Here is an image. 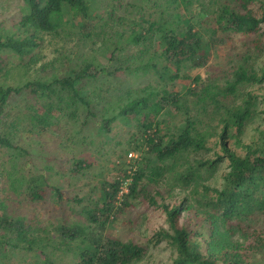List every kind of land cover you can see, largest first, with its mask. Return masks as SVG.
<instances>
[{
	"label": "trees",
	"instance_id": "1",
	"mask_svg": "<svg viewBox=\"0 0 264 264\" xmlns=\"http://www.w3.org/2000/svg\"><path fill=\"white\" fill-rule=\"evenodd\" d=\"M22 3V16L15 25L17 32H0V72L5 63L3 53L20 59L30 56L44 36L65 31L71 20L72 27L84 38H92L98 31L90 0H22ZM194 4L195 0H171L161 9L158 18L147 17L146 12L140 18H120L128 33H124V43L116 42L112 50L113 56L122 53L120 59L124 61L116 70H131L137 74L141 71L144 76L151 73L154 78L175 81L188 66L206 67L212 60L213 50L231 39V35H257L249 59L264 52V0H219L213 2V11L205 19L192 12ZM137 47L138 53L125 54ZM108 74H113L109 67H96L85 60L51 81H33L22 88L0 84V149L11 152L16 158L30 156L27 149L15 144L11 133H3L15 95L33 94L40 106L31 116L32 125L42 133L57 125L53 119L78 121L81 114L85 120L95 119L91 100L83 95L84 83ZM230 79L221 86L217 82L204 84L197 77L195 87L178 91L162 89L160 97L159 91L147 90L149 86L138 89L135 90L137 98H132L117 115L95 121L100 132L110 133L112 124L119 118L135 116L139 121L140 138L149 153L154 154L155 164L150 177L145 168L134 172L129 192L123 195L121 202L118 196L123 183L105 185L103 206L87 210L89 226L66 222L60 225L56 232L61 237L60 244L73 243L81 248L73 264H135L144 259L146 244L120 240L107 232V224L117 219L145 178L150 185L166 182L181 191L190 189L196 195L190 206L182 202L170 207L152 200L154 206L163 208L170 226L169 231L162 230L156 237L159 242L166 240L173 248L172 264H259L258 258L250 260V256H264V131L260 138L243 145L242 154L231 148L230 141L234 139L233 144L239 147L247 124L256 114L257 101L264 102V95L239 90L263 85L264 69L244 63ZM209 108L219 120L217 126L205 134L199 129L200 114H206ZM163 110L169 115L176 112L181 120V127L175 133L161 135L162 122L157 121V117ZM212 146L220 148L215 159L192 158L194 154L214 151ZM83 163L74 160L73 171L80 172ZM223 163L228 166L221 186H204L202 192L198 191V181L214 177ZM16 181L12 184L14 191H18ZM23 181L32 202L38 205L45 202L50 192L63 202L60 189L48 185L45 173L37 180ZM184 212L190 213L191 223L179 227ZM33 226L32 220L3 213L0 215V246L11 245L17 252L37 250L33 247L35 241L30 239ZM45 261V264H56L48 255Z\"/></svg>",
	"mask_w": 264,
	"mask_h": 264
},
{
	"label": "rangeland",
	"instance_id": "2",
	"mask_svg": "<svg viewBox=\"0 0 264 264\" xmlns=\"http://www.w3.org/2000/svg\"><path fill=\"white\" fill-rule=\"evenodd\" d=\"M90 1L95 21L98 22V31L92 38L82 37L72 27L71 20L70 27L65 31L44 36L32 55L23 59L15 55H1L5 63L1 66L0 84L14 88H22L26 83L33 81H51L54 77H62L85 60L96 67H109V72L113 74L84 83L83 95L91 100L95 119L85 120L82 114L78 121L53 119L52 122H58L57 125L42 133L32 125L31 116L35 115L34 110L40 106L33 94L26 92L14 96L7 112V118H10L6 120L8 126L3 133H11L15 144L27 149L30 156L26 159L16 158L12 157L11 152L0 149V215L6 213L32 220L34 226L30 239L35 241L36 245L33 247L37 250L17 252L11 245H1L0 264H45L47 255L56 264H73L77 261L81 248L73 243L60 244L61 237L56 233L60 225L66 222L89 226L87 210L103 206L105 185L118 181L123 183L122 189L126 191L119 193L118 200L121 202L123 195L129 192L128 186L132 183L133 174L137 169L145 168L147 175L153 172L154 154H150L147 145L143 144L139 121L135 116L119 118L112 124L110 133L100 132L95 123L117 115L132 98H137L135 90L149 86L147 90L159 91L160 97L162 89L178 91L195 87L197 77L199 82L204 84L217 82L223 86L225 80L233 79V73L244 63L258 70L264 69V52L258 57L253 55L248 58L249 53L254 51L253 41L257 35H231V39H227L224 44L213 50L212 60L206 67L188 66L179 73L175 81L168 78L160 80L154 78L151 73L144 76L141 71L137 74L131 70H116L124 61L120 59L122 53L113 56L112 50L116 42L124 43V33L128 31L120 18H140L143 12L149 13V18H158L161 9L171 0ZM217 1L219 0H195L192 12L199 14L200 19H205L213 11V2ZM22 6V0H0V32L11 34L17 30L15 25L22 16ZM138 50L137 47L125 54H135ZM239 90L264 95V84L247 89L240 87ZM200 118L199 129L205 134L214 129L219 120L212 108H209L206 114H200ZM157 121L162 122L159 126L161 135L175 133L181 127V120L176 112L169 115L163 110ZM263 131L264 102L257 101L256 114L247 124L241 136V144L236 146L233 139L230 146L242 154L243 145L260 138ZM164 138L168 140L166 136ZM212 148L214 151L194 154L192 158L215 159V153H219L220 148ZM74 160L84 161L80 172L73 171ZM227 166V163L221 164L214 177H209L205 182L198 181V191L202 192L204 186L219 188ZM43 173L47 176L48 185L60 189L63 202L52 192L47 200L39 205L32 202L30 196L27 197V184L23 180H37ZM14 181L18 191L13 189ZM194 196L196 195L192 194L190 189L181 191L166 185V182L150 185L145 178L135 196L128 199L126 207L117 219L107 224V232L124 242L146 244L144 259L135 264H172L173 248L166 240L159 242L156 237L162 230L169 231L170 226L166 222L163 208L154 206L152 200L158 205L170 207L182 202L190 206ZM190 217L189 212H184L179 227L191 223ZM262 224L263 222L260 226ZM256 256H250V260L258 258L259 264H264V256Z\"/></svg>",
	"mask_w": 264,
	"mask_h": 264
},
{
	"label": "built area",
	"instance_id": "3",
	"mask_svg": "<svg viewBox=\"0 0 264 264\" xmlns=\"http://www.w3.org/2000/svg\"><path fill=\"white\" fill-rule=\"evenodd\" d=\"M122 188H123V187H122ZM125 191H126L125 189H122V191H121V192H122V194H123Z\"/></svg>",
	"mask_w": 264,
	"mask_h": 264
}]
</instances>
